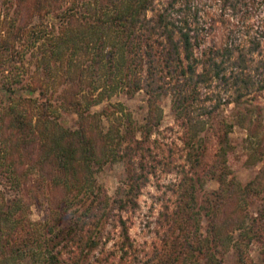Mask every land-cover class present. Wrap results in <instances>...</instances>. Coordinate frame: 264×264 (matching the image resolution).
<instances>
[{
  "label": "trees",
  "instance_id": "1",
  "mask_svg": "<svg viewBox=\"0 0 264 264\" xmlns=\"http://www.w3.org/2000/svg\"><path fill=\"white\" fill-rule=\"evenodd\" d=\"M0 8V264H135L139 250L122 213L138 206L141 188L157 173L174 175L166 185L173 208L169 217L162 212L169 241L142 264H223L230 250L235 264H246L241 244L264 246L246 209L264 185L235 179L229 141L244 119L243 98L264 90V57L252 67L258 42L197 58L202 28L192 0H0ZM119 92L145 94L143 122L122 108L91 110ZM167 96L179 146L150 138L159 133V102ZM228 104L235 120L216 136L211 170L223 203L217 217L210 200L197 204V170L210 119ZM116 161L126 174L111 196L96 175ZM39 190L56 217H27ZM202 210L211 217L203 233ZM256 216L264 225V204Z\"/></svg>",
  "mask_w": 264,
  "mask_h": 264
},
{
  "label": "rangeland",
  "instance_id": "2",
  "mask_svg": "<svg viewBox=\"0 0 264 264\" xmlns=\"http://www.w3.org/2000/svg\"><path fill=\"white\" fill-rule=\"evenodd\" d=\"M157 1L164 4L167 0ZM192 4L198 10L199 23L202 28L200 44L194 48V55L197 58H203L204 54L211 49H221L224 46L247 48L254 42H258L259 48L257 50L259 51L252 54V67L259 58L264 57V0H192ZM11 11L12 8L8 10V16L11 15ZM35 19L33 18L32 21H36ZM44 20L47 21L48 17ZM28 55L25 53L23 58H27ZM105 106H111L115 110L122 108V111L128 112L137 123H141L146 113V96L142 92H138L128 98L119 92L92 107L91 110H100ZM159 106L161 108L159 133L151 132L150 138L155 137L161 143H172L179 146L181 130L176 125L177 120L171 109L170 98L168 96L163 98L159 102ZM241 107L244 116L242 125L234 124L229 133L230 144L233 146L234 154L238 159L232 163L233 174L240 184L254 179L256 183H259L258 187L263 188L264 90L251 91L243 98ZM235 114L233 104L224 106L219 114L210 119L208 128L203 135L205 156L197 170L202 183V187L196 195L197 204L204 205L207 203L206 200H210L214 204V208H217V217L222 215L223 203L218 196V183L211 177V170L216 164L214 156L217 147L216 136L221 133L223 122L228 123L235 120ZM63 119L70 123L74 119V115L63 116ZM103 123L105 124V121ZM139 136L137 132L136 137ZM255 160H258L255 164H248ZM125 174V167L121 161L107 163L97 172L96 181L108 195L114 196L124 181ZM172 179H174L172 174L157 173L155 176H151L146 185L141 188L137 198L138 206L134 210L122 213L129 222L128 233L139 250L135 264H142L146 259L152 258L156 252H162L164 240L169 241L166 239L165 233L170 221H165L162 212L165 210L169 217L173 208V196L166 188ZM262 196L264 193L250 195L246 209L252 216H255L262 228H260V232H262L261 238L263 239V220L256 216V210L264 204ZM47 201L44 191L39 190L38 202L29 206L27 217L30 220L42 221L56 217L55 212L47 209L49 207L46 205ZM237 203L242 204L241 201ZM233 206L237 208V205L234 204ZM200 212L198 222L200 232L203 233V229L210 223L211 217L205 215L203 210ZM217 217L215 216L214 219ZM173 228L175 227L173 226ZM105 229L113 230L110 224L106 225ZM237 234L238 231L235 230L233 237L236 238ZM110 245L111 242L107 244V247ZM241 246L246 264H264L263 245L254 242L249 246L243 244ZM219 260L223 264H235L232 250L224 253ZM108 262V259L102 260L100 264H108Z\"/></svg>",
  "mask_w": 264,
  "mask_h": 264
}]
</instances>
